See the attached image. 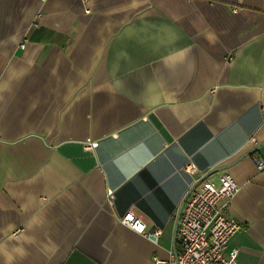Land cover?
Instances as JSON below:
<instances>
[{
	"label": "crops",
	"instance_id": "1",
	"mask_svg": "<svg viewBox=\"0 0 264 264\" xmlns=\"http://www.w3.org/2000/svg\"><path fill=\"white\" fill-rule=\"evenodd\" d=\"M263 108L264 0H0V264L167 259L183 197L264 140ZM257 158L223 170L236 264H264Z\"/></svg>",
	"mask_w": 264,
	"mask_h": 264
},
{
	"label": "built area",
	"instance_id": "2",
	"mask_svg": "<svg viewBox=\"0 0 264 264\" xmlns=\"http://www.w3.org/2000/svg\"><path fill=\"white\" fill-rule=\"evenodd\" d=\"M264 115V108L262 110ZM96 141L83 143L84 150H91ZM259 169L264 168V160L256 159ZM185 170L191 171L187 164ZM239 191L233 176L222 171L216 180L209 178L200 182L188 195L182 206L178 221L176 255L172 251L167 259L154 260V264H236L238 250H227L228 240L242 228V223L229 215V206ZM108 203L113 204V195L108 191ZM120 223L138 234L146 233V224L141 217L128 209L120 218ZM156 237L161 230L150 233Z\"/></svg>",
	"mask_w": 264,
	"mask_h": 264
},
{
	"label": "water",
	"instance_id": "3",
	"mask_svg": "<svg viewBox=\"0 0 264 264\" xmlns=\"http://www.w3.org/2000/svg\"><path fill=\"white\" fill-rule=\"evenodd\" d=\"M263 144H264V140L256 143L251 148H249L247 151H245L244 153H242L241 155L236 157L234 160H232L230 163L215 167L213 169H210L208 172H206L202 177L197 179L192 184V186L189 188V190L187 191V193L185 194V196L183 197V199L181 201V204H180V206L178 208V211H177V214H176V217H175V221H174V227H173V252H174L175 255H176V252H177L176 251V233H177L178 221H179V218H180L182 206L184 204V201L188 197V195L193 191V189L200 182H202L203 180L207 179L210 175L229 168L231 165H233L237 161H239L242 158H244L246 156H249L252 153H254ZM64 264H98V263L94 262L92 259L88 258L86 255H84L83 253L79 252L78 250H72L69 253L68 257L66 258Z\"/></svg>",
	"mask_w": 264,
	"mask_h": 264
},
{
	"label": "trees",
	"instance_id": "4",
	"mask_svg": "<svg viewBox=\"0 0 264 264\" xmlns=\"http://www.w3.org/2000/svg\"><path fill=\"white\" fill-rule=\"evenodd\" d=\"M176 249H178V244L176 243Z\"/></svg>",
	"mask_w": 264,
	"mask_h": 264
}]
</instances>
